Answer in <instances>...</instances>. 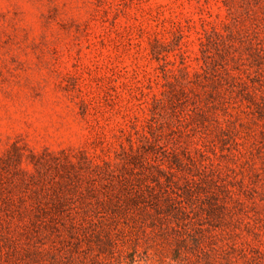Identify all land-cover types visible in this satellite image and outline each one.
Masks as SVG:
<instances>
[{"label":"rangeland","instance_id":"rangeland-1","mask_svg":"<svg viewBox=\"0 0 264 264\" xmlns=\"http://www.w3.org/2000/svg\"><path fill=\"white\" fill-rule=\"evenodd\" d=\"M0 264H264V0H0Z\"/></svg>","mask_w":264,"mask_h":264},{"label":"trees","instance_id":"trees-1","mask_svg":"<svg viewBox=\"0 0 264 264\" xmlns=\"http://www.w3.org/2000/svg\"><path fill=\"white\" fill-rule=\"evenodd\" d=\"M24 200V198L22 197V196H20L19 197V201H23ZM9 201V199L6 201L7 202V204L9 203L8 202ZM25 211H16L15 209H12V213H14L15 211L17 212V213H20L21 214V216H24V215H26V214H31V215H33V214H35L36 212L34 211V208L32 207V206H30V207H26L25 209H24ZM19 214V215H20ZM85 219H83L82 220V223H79L77 226H80V227H83L82 226V224L83 223H85L86 221H87V224L86 225H89V226H91V224H92V217L90 216V215H88V214H86L85 213ZM75 224L73 223V226H74ZM85 228V227H84Z\"/></svg>","mask_w":264,"mask_h":264}]
</instances>
